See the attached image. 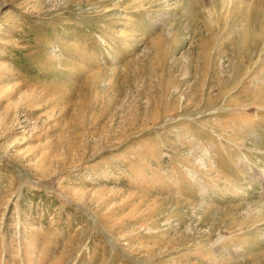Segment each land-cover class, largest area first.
Returning <instances> with one entry per match:
<instances>
[{
	"label": "rangeland",
	"instance_id": "obj_1",
	"mask_svg": "<svg viewBox=\"0 0 264 264\" xmlns=\"http://www.w3.org/2000/svg\"><path fill=\"white\" fill-rule=\"evenodd\" d=\"M0 264H264V0H0Z\"/></svg>",
	"mask_w": 264,
	"mask_h": 264
},
{
	"label": "bare ground",
	"instance_id": "obj_2",
	"mask_svg": "<svg viewBox=\"0 0 264 264\" xmlns=\"http://www.w3.org/2000/svg\"><path fill=\"white\" fill-rule=\"evenodd\" d=\"M256 38V37H255ZM240 157V156H239Z\"/></svg>",
	"mask_w": 264,
	"mask_h": 264
}]
</instances>
